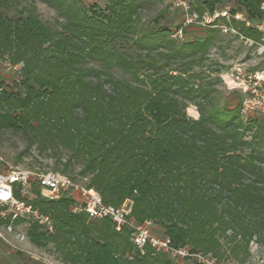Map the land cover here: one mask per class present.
Wrapping results in <instances>:
<instances>
[{
  "label": "trees",
  "instance_id": "obj_1",
  "mask_svg": "<svg viewBox=\"0 0 264 264\" xmlns=\"http://www.w3.org/2000/svg\"><path fill=\"white\" fill-rule=\"evenodd\" d=\"M12 1L0 0V133L21 130L26 150L37 144L58 161L66 151L57 171L75 179L69 170L79 166L106 204L131 200L130 217L152 220L174 247L243 264L253 241L264 246V121H245L238 105L217 107L212 84L197 83L203 77L192 69L218 29L177 45L169 27L142 23L146 0H105L104 8L43 0L63 19L59 27L40 17L35 0L17 15ZM193 1L203 15L227 0ZM236 1L232 13L264 16V0ZM232 25L260 39L246 21ZM1 70L17 75L12 85ZM75 201L68 193L32 200L54 231L32 221L31 242L53 244L67 264H183L151 244L139 247L129 226L74 213Z\"/></svg>",
  "mask_w": 264,
  "mask_h": 264
},
{
  "label": "built area",
  "instance_id": "obj_2",
  "mask_svg": "<svg viewBox=\"0 0 264 264\" xmlns=\"http://www.w3.org/2000/svg\"><path fill=\"white\" fill-rule=\"evenodd\" d=\"M182 4L186 5V10L184 9L183 24L176 28L174 33L178 38L184 37L185 26L193 23L210 24L212 16L228 21L233 19L246 21L260 33L259 40L241 35L242 39L257 45L255 49L257 59L254 63L251 60H238L221 76L230 90H237L243 95L240 109L243 116H249L252 112L264 115V16L251 18L242 11L232 13L230 6L200 15L197 11L191 10L190 3L183 0ZM213 26L220 27L224 32L239 33L226 22ZM19 67L20 65H15L13 68ZM76 190L80 191V198L76 197ZM65 193L72 195L76 200L71 208L74 213L86 212L92 219L110 218L117 229L123 226L131 227L132 239L141 248L145 244H151L157 250L168 251L177 259L185 257L194 260L196 264H222L210 255L191 252L187 247H174L170 237L154 234L152 230L155 224L152 220L137 222L130 217L131 200H127L128 202L119 207L108 205L98 191L79 185L69 175L16 167L0 171V241L12 248H19V241L13 240V237L24 241L29 236L28 231L32 221L44 224L53 232V219L43 214L38 207H34L32 200L39 196L57 199Z\"/></svg>",
  "mask_w": 264,
  "mask_h": 264
},
{
  "label": "rangeland",
  "instance_id": "obj_3",
  "mask_svg": "<svg viewBox=\"0 0 264 264\" xmlns=\"http://www.w3.org/2000/svg\"><path fill=\"white\" fill-rule=\"evenodd\" d=\"M80 3L86 7L98 4L101 8L105 7V0H79ZM183 0H146L143 1V7L141 10L142 23L147 27L149 23H158L161 26L169 27L171 33L169 40L175 44H179L182 41L192 40L195 38L204 37L207 30L210 28L218 29L216 39L209 48L208 54L203 60H196L192 63V69L196 73H200L202 79H199L197 83H203V85L210 82L211 88L214 89L212 97L217 107L222 108L224 105H228L231 108L238 105L241 108L243 95L237 90H230L223 81L222 74L230 69V67L240 60H251L252 63L257 59L255 49L257 45H252L249 40L242 39L240 32H224L220 27L213 26L221 23H227L232 25V20L216 19L212 16V21L207 25L201 23H193L184 27V37L178 38L174 36L176 28L183 24L184 9L186 5L182 4ZM188 3H194L193 0H184ZM195 4V3H194ZM12 10L14 15H17L24 6L30 7V0H15L12 1ZM238 5L236 0H227L222 5L235 7ZM36 12L40 17L50 23L51 25L60 26V22L63 19L59 16L55 7H52L49 3L43 0H35ZM188 6V5H187ZM212 15V14H210ZM157 18V22L155 19ZM242 21V20H240ZM166 50V49H165ZM91 64H99L97 61H91ZM117 76L128 77L119 69H114ZM1 75L5 77L8 84L12 85L13 80L17 77L16 74L11 72H5L1 70ZM187 113L198 118L200 112L198 107L194 104H190L187 108ZM241 117L246 121L250 117H259L264 121V115L252 112L249 116ZM257 130L255 127L252 131L247 132L246 138L252 139V135ZM28 139L26 135L20 131H14L12 129H5L0 133V171H4L10 168H24L33 169L39 171H57L56 168H62L63 162L66 160L67 152L65 151L60 161L54 156L49 155L48 152L41 153L34 144L30 149L26 150ZM71 175L75 176V182L81 186H86L87 178H82L78 175L79 166L70 168ZM63 174V173H62ZM75 195L77 198L81 197L80 191L76 190ZM128 202V201H127ZM125 203V202H124ZM152 232L158 234L157 226L154 225ZM12 236V235H11ZM13 237V240L19 241V248H12L0 241V264H67L63 262L59 256V253L55 250L53 244H49L46 247H40L31 242L28 236L24 241L17 240ZM251 255L243 264H264V246L253 241L250 245ZM183 264H196L194 260L185 259V257L179 259ZM227 264H240L235 259H229Z\"/></svg>",
  "mask_w": 264,
  "mask_h": 264
},
{
  "label": "crops",
  "instance_id": "obj_4",
  "mask_svg": "<svg viewBox=\"0 0 264 264\" xmlns=\"http://www.w3.org/2000/svg\"><path fill=\"white\" fill-rule=\"evenodd\" d=\"M263 8H264V5H263Z\"/></svg>",
  "mask_w": 264,
  "mask_h": 264
}]
</instances>
